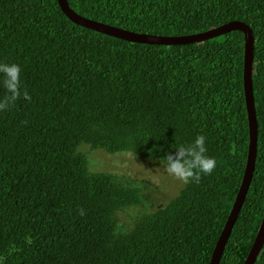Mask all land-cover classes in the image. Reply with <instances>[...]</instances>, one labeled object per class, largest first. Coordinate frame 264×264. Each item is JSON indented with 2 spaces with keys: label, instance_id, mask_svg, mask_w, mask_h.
Returning a JSON list of instances; mask_svg holds the SVG:
<instances>
[{
  "label": "trees",
  "instance_id": "trees-1",
  "mask_svg": "<svg viewBox=\"0 0 264 264\" xmlns=\"http://www.w3.org/2000/svg\"><path fill=\"white\" fill-rule=\"evenodd\" d=\"M67 4L137 33L250 27L256 155L218 263L242 264L264 212V0ZM0 60L21 69L20 95L0 86V264H208L247 150L240 31L136 43L74 24L56 0H0ZM198 134L216 159L212 173L118 231L116 213L139 204L140 190L90 171L80 148L156 160ZM253 264H264V243Z\"/></svg>",
  "mask_w": 264,
  "mask_h": 264
},
{
  "label": "water",
  "instance_id": "water-1",
  "mask_svg": "<svg viewBox=\"0 0 264 264\" xmlns=\"http://www.w3.org/2000/svg\"><path fill=\"white\" fill-rule=\"evenodd\" d=\"M61 12L74 24L85 27L87 29L123 39L129 42L145 43V44H187L193 42H201L203 40L213 38L224 32L238 30L243 34V64H242V89L244 98V107L247 119L248 142L245 156V164L243 174L237 192L233 199L231 208L228 211L226 219L221 227L219 235L214 243L208 264H218L221 257L226 240L229 236L232 225L240 210L244 200L247 188L249 186L254 160L256 155V139H257V122L252 94L251 81V64L253 56V34L248 25L242 21L230 20L226 23L212 27L210 29L185 34V35H153L147 33H137L113 25L105 24L93 19L86 18L74 12L67 4V0H56ZM264 243V212L260 220L258 229L251 243V246L242 262V264H253L262 245Z\"/></svg>",
  "mask_w": 264,
  "mask_h": 264
},
{
  "label": "rangeland",
  "instance_id": "rangeland-1",
  "mask_svg": "<svg viewBox=\"0 0 264 264\" xmlns=\"http://www.w3.org/2000/svg\"><path fill=\"white\" fill-rule=\"evenodd\" d=\"M87 167L94 172H108L140 190L141 202L116 213L118 231L132 225L141 214L153 212L175 196L183 187L175 178L155 170L156 160L140 158L131 152L107 153L101 149L80 148Z\"/></svg>",
  "mask_w": 264,
  "mask_h": 264
},
{
  "label": "clouds",
  "instance_id": "clouds-1",
  "mask_svg": "<svg viewBox=\"0 0 264 264\" xmlns=\"http://www.w3.org/2000/svg\"><path fill=\"white\" fill-rule=\"evenodd\" d=\"M20 65L14 62L0 60V86H2L9 99H15L20 95ZM27 98V93H23ZM155 148V146H154ZM170 152H165L162 157H157L159 165L155 170L175 178L181 185L199 183L201 174L208 175L216 167V159L206 154L205 137L196 135L188 144L169 145ZM157 152L159 148H155ZM153 149H149L151 155ZM83 215V210H80Z\"/></svg>",
  "mask_w": 264,
  "mask_h": 264
}]
</instances>
